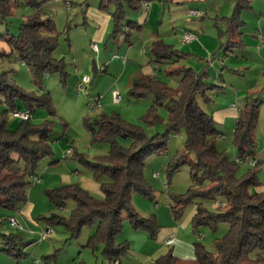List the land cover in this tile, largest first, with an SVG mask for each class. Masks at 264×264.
<instances>
[{
  "label": "rangeland",
  "instance_id": "obj_1",
  "mask_svg": "<svg viewBox=\"0 0 264 264\" xmlns=\"http://www.w3.org/2000/svg\"><path fill=\"white\" fill-rule=\"evenodd\" d=\"M10 1L13 3L12 13L0 18V36L7 32L11 35H18L23 21L33 11V8L28 5V0ZM67 1L71 4L66 5ZM99 2L100 0H45L43 3L46 13L44 17L52 18L56 24L59 44L54 51V56L57 59H63L66 63L68 72L66 82L58 73L48 74L43 79L41 90L34 82L26 64L16 58L0 57V72H8L15 83L27 92L36 95L50 92L51 106L54 109V114H52L47 107H34L31 117L33 124H41L46 120L52 124L50 132L52 153L39 160L37 173L40 174L41 179L34 181L30 186L28 201L20 206L22 208L32 205V208L20 211V208L7 209L0 205V218L2 219L0 222V264H114L104 254V245L99 244L96 248L87 246L90 235L96 229L94 223L85 224L75 236L62 223L50 220L53 214L69 217L76 202L74 199H67L60 207L50 199L48 194L50 190L64 184L78 183L95 197L103 196L100 184L95 180L90 166L82 160L95 161L99 156L110 151V142L94 138L86 123L87 120L92 122L103 113L119 114L126 122L137 125L149 138L168 135L166 143L145 158L144 177L151 188V194L134 192L132 197V204L136 211L143 217L155 215L159 228L153 236L146 228L134 227L132 221L124 213L123 226L115 237L117 244L128 245L126 252L120 256L121 264H147L143 262L144 257L150 255L155 247L159 246L172 233V230H176V227L180 225L181 239L190 244L193 254L196 241L202 243L210 252L216 253V238L222 237L229 228L227 222H220L216 228L208 224L200 226L199 231L193 228L191 215L194 214L197 203L202 202L209 210L219 211L221 208L218 202L222 200V196L218 194L212 198L194 196L192 202L180 212L173 211L175 197H180L189 189H196L200 186L192 176L189 164L182 165L171 174L168 169L171 159L185 150L187 132L185 129L169 131L167 123L169 99H164L162 104L157 105L156 112L151 114V106L156 100L153 92L140 98L130 95V88L135 77L139 78L143 73H152L159 80L177 88L179 76L171 70L178 65L187 64L186 60L182 59L173 64L155 62L153 44L139 42L140 33L136 30L132 32V43L129 45L126 44L122 33L115 38H107L109 44H106L108 40L102 43L92 38L98 24L89 17L87 9L91 6L98 7ZM141 11L127 9L123 23L126 24L129 20L137 21V12ZM132 14H134L133 18ZM245 15H248L246 22L250 25L249 27L256 28V19L248 9ZM183 17L175 19L174 14L171 15L169 11L164 10L159 25L161 29H165L172 23L184 24L188 16ZM113 28L111 22L110 33L114 31ZM143 32L144 34L151 33L152 27L144 28ZM259 36L261 37L262 34ZM1 40L3 39L0 37ZM94 43L99 45L101 54L92 49ZM7 48L9 50L8 46ZM224 48L220 56L226 59L225 53L227 52ZM263 54L264 48L262 51L250 48L249 56L254 61L260 59ZM99 55H101L102 64L116 57L114 62L119 64V69H116V65L106 71L101 68L96 69L94 65L100 64ZM123 58L127 60L126 65L121 62ZM102 64L100 67H104ZM232 64V60H227L226 65L232 66ZM125 68V75L120 78L119 72ZM256 68L246 76L243 75V71L240 73L225 72L224 78L220 77L219 83L216 81L217 83L215 82V86L209 92L211 102L205 103L200 96L198 99L207 111L214 107L232 105V103L243 106L247 99L251 98L261 100L258 124L254 131L255 152L252 156L260 161L257 166L260 185L253 188L259 191L264 189V76L259 78ZM84 74L90 76L91 82L84 84V88L80 89ZM127 76L131 77L128 83ZM224 81L225 86L222 87L221 84ZM113 89L121 93V101L114 102L111 99ZM96 100H99V105H95ZM17 101L19 106L16 110H26L27 106L21 100ZM5 108L3 105L2 109ZM9 119L11 121L20 120V118H14L12 113H9ZM235 126L236 119L233 117H228L225 122L218 124V130L222 135L219 136L217 145L225 150L231 159L239 156L238 149L233 143ZM119 140L126 147L132 145L131 138L120 137ZM68 149H71V153L67 155ZM188 158L195 160V155L190 153ZM254 167L247 161L243 162L239 165L238 176H242ZM10 216L16 217L22 228L11 226ZM48 225L53 227V233L41 240L40 231ZM201 233L205 234L203 238L199 237ZM3 234L16 236L17 246L20 249L19 252L16 251V255L3 251L8 247L4 242ZM261 251L264 255V250Z\"/></svg>",
  "mask_w": 264,
  "mask_h": 264
},
{
  "label": "trees",
  "instance_id": "obj_2",
  "mask_svg": "<svg viewBox=\"0 0 264 264\" xmlns=\"http://www.w3.org/2000/svg\"><path fill=\"white\" fill-rule=\"evenodd\" d=\"M44 1L28 0L33 11L23 21L19 34L7 32L0 36L9 47V52L0 49V57L16 58L26 64L41 90L43 79L48 74L58 73L64 82L68 77L66 63L54 56L59 35L54 20L44 17ZM150 1L101 0L100 8H112L113 34L124 33L130 41L133 30L140 28V25L133 21L123 23L125 9L139 10L144 2ZM244 4L246 0H237L235 13L228 20L230 29L227 32L240 25L238 13ZM12 8L10 0H0V18L11 14ZM152 46L157 63L173 64L185 56L161 39L155 40ZM237 46H240V42L226 41L221 45L227 50ZM171 72L179 76L177 88L159 80L156 75L144 74L134 80L130 95L140 98L153 92L156 100L151 106V114L156 112L157 105L162 104L164 99H169V131L185 129L187 132L185 150L171 159L168 169L171 174L182 165L189 164L191 174L200 186L175 197L173 211L180 212L192 202L194 196L212 198L218 194L222 196L219 211L209 210L202 202L197 203L192 217L193 228L199 231L200 226L205 224L216 228L220 222H227L229 228L222 237L216 238V253L196 241L192 258L178 256L169 250L147 264H264L261 251L264 250V189L253 190L260 185L258 165L238 176L240 164L218 147V122L198 99L202 97L207 104L212 100L209 92L214 85L206 83V71L181 64ZM17 100L27 106L26 110L30 113L27 120L9 119V113L18 109ZM260 104L258 98L248 99L239 112L233 133V143L239 156L245 153L253 156L255 152L254 131L258 124ZM3 105L6 107L4 110ZM35 106L47 107L54 114L50 92L41 95L27 92L15 83L8 72H0V205L7 209H17L27 203L28 190L34 183V176L39 175V160L52 153V124L49 120L41 124L31 122ZM86 123L94 138L108 140L111 145L110 151L95 161L82 159L90 166L103 196L95 197L78 183L54 188L48 194L56 205L62 207L67 199H74L76 204L69 217L53 214L50 220L62 223L75 236L85 224L94 223L96 229L90 235L87 246L96 248L102 244L106 257L112 262H120V256L126 252L128 245L117 244L115 237L123 226L124 213L134 227L146 228L153 236L159 228L155 215L143 217L136 211L132 197L134 192L151 194L144 177L145 158L160 149L168 135L149 138L137 125L126 122L117 113H103ZM120 137L131 138L132 145L124 146ZM190 153L195 155V160L188 158ZM15 237L3 234L4 242L8 245L3 251L14 255L20 251Z\"/></svg>",
  "mask_w": 264,
  "mask_h": 264
},
{
  "label": "crops",
  "instance_id": "obj_3",
  "mask_svg": "<svg viewBox=\"0 0 264 264\" xmlns=\"http://www.w3.org/2000/svg\"><path fill=\"white\" fill-rule=\"evenodd\" d=\"M100 2L98 7H88L87 13L89 17H91L92 20L98 24V28H96L95 32L92 34V38H96L104 43L110 38H115V36L118 34L115 35L113 32L110 33L111 22L113 24V19L111 16L112 8L111 11L110 8L101 9ZM70 4L71 3H68L67 1L66 5ZM236 6L237 0H152L148 2V8H144V6H142V8L139 9L142 11L137 12L138 16L137 21L135 22L140 25V28L134 30L140 33L138 36L139 42L143 41L147 44H153L155 40L161 39L165 43L171 44L175 48L179 49L185 54L182 59L186 60L188 65L192 66L198 71H206L208 74L206 83L209 85H214L216 81L218 82L220 77L224 78V74L227 71L237 73L243 71V75L246 76V74L254 70L255 67H257L256 70L258 72V77L260 78V76H263L264 54L261 55L262 57L257 61L251 59L249 55L251 47L256 48L258 51H262L264 48V40H261L259 36L260 34L264 35V33H262L264 31V0H246V4H244L238 13L240 25L234 27L230 32H227V30L230 29L228 20L235 13ZM127 9L131 8L126 7L125 15ZM190 9L198 10L199 14L190 16L188 14ZM246 9H248V11L252 13L253 17H255L256 28H250V25L246 22L248 17V15H245ZM164 10L169 11L171 15L174 14L175 19L184 18L183 16L185 15L188 17L184 21V24L181 23L178 25L177 23H172L170 26H167V28L161 29L159 22L161 21L160 18H162L164 14ZM131 16L133 18L134 14ZM148 26L152 27V32L144 34L143 29ZM186 32H193L196 35V39L189 42L183 40V36ZM220 33L223 35L220 36ZM132 36L133 33L129 38L130 41H128L126 39V35L124 34V40L126 44L129 45L132 43ZM226 41L236 43L240 42V46L231 47L227 50V48L221 47L222 42ZM108 42L109 40L106 44H109ZM223 48L226 49L227 53L230 51L228 55L225 53V56H227L226 59H223V57L220 56L221 50ZM0 49H6V51L9 52L7 45L3 40L0 41ZM145 50L146 49H144V51ZM240 52H242L241 55ZM96 53L101 54L100 47ZM115 59L117 58L113 57L108 61H104L102 64L101 55H99L98 62H100V64L96 63L94 66L96 69L101 68V70L106 71L108 69L110 70L111 66L116 65V69L118 70L119 64L114 62ZM227 60L233 61L232 66L226 65ZM121 62L126 65L127 60L122 59ZM101 64L104 65V67H100ZM126 68L119 72L120 78H123L125 75ZM144 74L154 75L152 73H143L142 75ZM130 78L131 77L127 76V83L129 82ZM136 78L137 77H135V79ZM221 85L224 87L225 81ZM243 106L232 103V105L214 107L209 112L213 114L215 120L218 122V124H220L225 122L226 118L228 117H233L237 120L239 112ZM38 176L41 179L40 174ZM28 208H32V205L31 207L28 205L25 207L23 206L19 210L25 211L29 210ZM193 215H191V217H193ZM179 227L181 228V225L176 227V230H172V233L166 239H164V241L159 246H156L150 255H146L143 259V262H149L150 260L157 258L169 250H172L173 253L178 256L192 258L194 254L191 251V246L189 243L181 239ZM121 263L122 261L120 259V264Z\"/></svg>",
  "mask_w": 264,
  "mask_h": 264
},
{
  "label": "built area",
  "instance_id": "obj_4",
  "mask_svg": "<svg viewBox=\"0 0 264 264\" xmlns=\"http://www.w3.org/2000/svg\"><path fill=\"white\" fill-rule=\"evenodd\" d=\"M69 3V2H68ZM143 6L144 8H148V2H144L143 3ZM188 14L190 16H193V15H198L199 14V11L196 10V9H190ZM261 40H264V35H262L261 37ZM196 39V35L193 33V32H186L183 36V40L189 42V41H192ZM92 49L96 52H98L99 50V47H98V44L94 43L92 44ZM123 60H125V58H123ZM81 84H80V89H83L84 88V84L86 83H90L91 82V78L90 76L88 75H84L82 76V80H81ZM112 99L114 102H119L121 101L122 99V96H121V93L117 90V89H113L112 90ZM99 100H96L95 102V105H99L100 103L98 102ZM12 116L14 118H20V119H23V120H27L29 117H30V113L27 111V110H15L12 112ZM71 153V149H68L66 151V154H70ZM234 161L238 164H242L243 162L247 161L249 164H251L252 166H256L260 163V161L252 156H250L249 154L245 153L244 155L242 156H235L234 158ZM34 181H40V177L39 176H34ZM219 204H221V202L219 201L218 202ZM1 218H0V222H1ZM9 223L11 226H14V227H19V228H22L21 227V224L19 223V221L17 220L16 217L14 216H10L9 217ZM53 233V227L48 225L46 228L42 229L40 231V239L43 240V239H46L49 235H51ZM199 236L201 238H203L205 236L204 233H201L199 234ZM114 264H120V262L118 260H116L114 262Z\"/></svg>",
  "mask_w": 264,
  "mask_h": 264
}]
</instances>
